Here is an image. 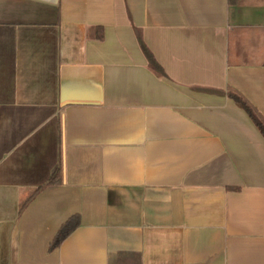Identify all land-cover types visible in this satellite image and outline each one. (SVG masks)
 <instances>
[{
  "label": "crops",
  "instance_id": "0c3cea01",
  "mask_svg": "<svg viewBox=\"0 0 264 264\" xmlns=\"http://www.w3.org/2000/svg\"><path fill=\"white\" fill-rule=\"evenodd\" d=\"M228 88L264 118V0H0V264H264Z\"/></svg>",
  "mask_w": 264,
  "mask_h": 264
},
{
  "label": "trees",
  "instance_id": "16d2710c",
  "mask_svg": "<svg viewBox=\"0 0 264 264\" xmlns=\"http://www.w3.org/2000/svg\"><path fill=\"white\" fill-rule=\"evenodd\" d=\"M144 51L146 52L147 58L150 61L153 68L159 69L160 66L154 60L152 54L146 49L144 46ZM227 95L237 103L251 118L254 124L259 129L260 133L264 137V118L260 114V112L253 106L240 92L233 88L227 89ZM61 182V164L56 165L50 174L49 179L47 180L46 184H57ZM42 186H38L33 189L32 193L27 197L26 201L20 205V209L23 207L25 203H27L40 189ZM80 224V215L78 213L71 215L68 217L58 228L57 232L55 233L53 239L50 242V248L56 247L64 237H66L75 227Z\"/></svg>",
  "mask_w": 264,
  "mask_h": 264
}]
</instances>
